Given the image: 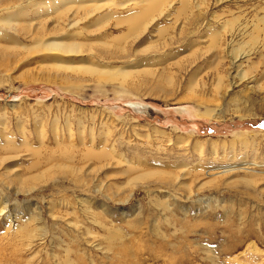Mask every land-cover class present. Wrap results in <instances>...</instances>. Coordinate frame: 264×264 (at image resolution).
Returning <instances> with one entry per match:
<instances>
[{
	"label": "rangeland",
	"instance_id": "1",
	"mask_svg": "<svg viewBox=\"0 0 264 264\" xmlns=\"http://www.w3.org/2000/svg\"><path fill=\"white\" fill-rule=\"evenodd\" d=\"M17 5L0 264H264V0Z\"/></svg>",
	"mask_w": 264,
	"mask_h": 264
},
{
	"label": "bare ground",
	"instance_id": "2",
	"mask_svg": "<svg viewBox=\"0 0 264 264\" xmlns=\"http://www.w3.org/2000/svg\"><path fill=\"white\" fill-rule=\"evenodd\" d=\"M3 6H0V8H2ZM20 9V10H19ZM12 10H18V11H22L23 10V8H22V6L21 5H17V6H14V7H12V6H4V8H2V9H0V13L1 12H11ZM67 11H70V9L69 8H67V7H64L63 9H62V11H61V13H64V14H66V12ZM163 12V11H162ZM20 14L22 13V12H19ZM160 15H161V13H159ZM140 17H142V16H140ZM132 22L133 23H136V22H138L139 21V17H136V16H134V17H132ZM15 20L13 19V18H11V17H9V18H7V19H5V20H1L0 22H2V23H4V26H11V23H13ZM77 21V20H76ZM75 21V22H76ZM153 21V20H152ZM77 24L78 23H76V24H74L73 26H77ZM72 26V27H73ZM147 29V25H146V28H144V30H146ZM142 32H143V29H142ZM140 33V32H139ZM138 34V33H137ZM49 46H50V48H46V49H51V47H52V49L51 50H53V48H55V49H57V50H68L69 51V53H71V52H77V51H79V47L80 46H77V45H68L67 43H65V42H57V43H51V44H48ZM47 46V45H46ZM82 46V45H81ZM54 51V50H53ZM62 52H64V51H62ZM66 52V51H65ZM73 54V53H72ZM87 71V70H86ZM92 71V70H91ZM111 75V74H110ZM105 76V75H104ZM107 79V78H106ZM110 79V78H109ZM135 107H138V108H141V107H143L141 104H135L134 105ZM133 166V165H132ZM51 169V168H50ZM136 169V168H135ZM137 170V169H136ZM142 172H140L139 171V173L141 174V173H143V171L145 172L146 170H141ZM202 172H203V170H201ZM134 172V171H133ZM132 172V173H133ZM136 172V171H135ZM146 172H148V171H146ZM227 172V171H226ZM43 173H44V171H43ZM137 174H138V172H137ZM137 174H135V175H137ZM191 174V173H190ZM226 174H228V173H221V172H217V173H213V172H210V171H207V173L205 172L204 173V175H207V176H209V177H214V176H224V175H226ZM128 175H129V173H128ZM187 175V174H186ZM203 175V176H204ZM166 176V175H165ZM172 176V175H171ZM42 177V176H41ZM152 177V175L151 174H142V175H140V176H138V177H136V178H134V179H131L132 180V182L133 181H135V180H142V179H147L148 180V178H151ZM173 177V176H172ZM194 177H201V175L200 174H197V175H195ZM39 178V177H38ZM175 179V178H174ZM179 179V178H178ZM195 179V178H194ZM191 181V180H190ZM216 181V180H215ZM185 183V182H184ZM193 183V182H192ZM131 184V183H130ZM164 184V183H163ZM184 186V188L186 187V188H188V190L190 191V193H192V191H193V185H192V187H191V185H188V183L187 184H184L183 185ZM205 186V185H204ZM200 188V187H199ZM202 188V187H201ZM198 190V189H197ZM189 196V195H188ZM190 198V197H189ZM1 199V198H0ZM2 201V200H1ZM3 202V201H2ZM7 205V204H6ZM6 205H3L4 207L3 208H1L0 209V214L7 208L6 207ZM254 249V248H253Z\"/></svg>",
	"mask_w": 264,
	"mask_h": 264
}]
</instances>
